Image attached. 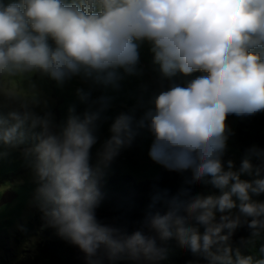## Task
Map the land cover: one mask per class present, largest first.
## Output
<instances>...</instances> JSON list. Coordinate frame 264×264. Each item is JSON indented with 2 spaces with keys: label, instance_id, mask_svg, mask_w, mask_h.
<instances>
[{
  "label": "clouds",
  "instance_id": "obj_1",
  "mask_svg": "<svg viewBox=\"0 0 264 264\" xmlns=\"http://www.w3.org/2000/svg\"><path fill=\"white\" fill-rule=\"evenodd\" d=\"M143 41L151 43L165 77L207 75L161 91L138 121L120 113L93 164L90 150L108 98L92 100L90 90L77 88L88 108L77 114L70 106L57 124L34 77L60 86L80 77L116 88L120 69L135 73ZM262 111L264 0H0V159L22 149L45 225L78 247L88 264L122 256L160 264L168 250L158 241L172 238L205 264H264V244L254 247L264 234V201L252 198L264 194V178L251 162L264 160V150L248 149L239 169L223 160L228 115ZM143 127L155 137L151 159L169 171H190L192 183H211L220 194L185 190L186 198L166 199L165 214L149 211L129 234L97 219L99 182ZM243 225L251 230L246 243L254 255L230 244Z\"/></svg>",
  "mask_w": 264,
  "mask_h": 264
},
{
  "label": "rangeland",
  "instance_id": "obj_2",
  "mask_svg": "<svg viewBox=\"0 0 264 264\" xmlns=\"http://www.w3.org/2000/svg\"><path fill=\"white\" fill-rule=\"evenodd\" d=\"M3 2L10 3L13 0H3ZM151 48L150 42H139V63L136 66V71L134 74H126L123 69H120L119 73L122 78L116 88L110 85L106 87L94 84L91 81L84 82L80 77H73L63 86L58 85L47 76L37 75L34 77L38 91L48 101L46 110L53 114L57 124L66 120L70 106H75L77 114H82L88 108L87 104L79 100L76 94L77 88L90 90L92 100L98 97L108 98V106L97 122V144L90 150L93 164L96 162L97 152L103 141L110 137L111 124L120 113L134 115L135 120L138 121L145 112L154 108V97L161 91L174 85L186 86L195 78L207 75L200 71H194L189 75L177 71L175 75L165 77L161 73L160 64L154 60ZM36 111L41 112L42 108L38 107ZM241 118L243 117L229 114L226 119L229 133L223 160L225 166L228 160L233 161L236 169H239L248 149L253 146L258 148L256 145L248 149L235 146L233 132ZM134 127H136L135 122ZM154 139V135L147 127L137 128V135L131 145L121 149L110 167L104 170L101 176L104 181H109L113 176L122 175L131 176L137 183L145 180H157L162 165L149 156ZM0 151H5V149L0 148ZM7 151L9 155L0 159V264H20L25 256L35 251L37 243L42 238L43 231L40 229L32 231L25 238L21 237L23 229L41 211L34 199L36 185L32 182L30 168L21 154L22 149ZM262 161L264 160L253 156L251 162L254 169L258 167L255 162ZM241 178L252 180L255 177L243 175ZM261 178H264L263 174H261ZM197 183L201 187L200 195L220 194V190L213 187L211 183ZM252 198L264 201V194L254 195ZM220 215L217 213V219Z\"/></svg>",
  "mask_w": 264,
  "mask_h": 264
},
{
  "label": "trees",
  "instance_id": "obj_3",
  "mask_svg": "<svg viewBox=\"0 0 264 264\" xmlns=\"http://www.w3.org/2000/svg\"><path fill=\"white\" fill-rule=\"evenodd\" d=\"M234 144L241 149H248L256 145L264 150V111L253 116L243 117L233 132ZM264 175V161L255 162ZM99 190L102 199L96 209L97 219L103 223L121 229L129 234L138 230L146 214L151 211L165 214L167 207L166 199L179 196L188 191L190 196L200 195L201 187L198 183L191 182V172L169 171L163 165L157 180H145L137 183L131 176H113L109 181L101 177ZM154 197L157 199L154 201ZM43 231L41 240L37 243L35 251L25 256L20 264H88L84 254L78 247L70 244L56 234V230L47 227L42 212L30 221L23 229L21 237L25 238L32 231ZM203 228L200 231L203 232ZM145 231H147L145 229ZM251 237V230L243 225L235 230L230 238L233 248H239L245 255L255 254L252 246H247ZM167 248V259L160 264H205V262L189 251L181 248L175 238L165 242L158 241ZM264 244V234L255 241L254 247ZM102 264H139L126 256L109 260L103 258Z\"/></svg>",
  "mask_w": 264,
  "mask_h": 264
}]
</instances>
